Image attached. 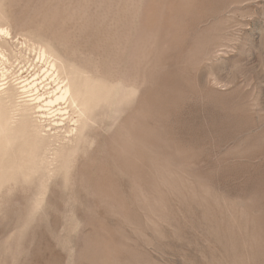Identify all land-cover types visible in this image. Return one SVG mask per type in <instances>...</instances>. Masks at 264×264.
Wrapping results in <instances>:
<instances>
[{"label": "rangeland", "instance_id": "rangeland-1", "mask_svg": "<svg viewBox=\"0 0 264 264\" xmlns=\"http://www.w3.org/2000/svg\"><path fill=\"white\" fill-rule=\"evenodd\" d=\"M0 28L106 88L0 149V264H264V0H0Z\"/></svg>", "mask_w": 264, "mask_h": 264}, {"label": "bare ground", "instance_id": "bare-ground-1", "mask_svg": "<svg viewBox=\"0 0 264 264\" xmlns=\"http://www.w3.org/2000/svg\"><path fill=\"white\" fill-rule=\"evenodd\" d=\"M12 61L29 64L35 70L33 78L29 81L12 76ZM79 71L50 47L19 41L0 28V149L4 158L13 160L29 146L42 149L55 135L52 131L59 128L67 127L71 136L81 131L90 104L106 88L101 80ZM35 118L40 119L39 128L33 130ZM41 128L47 134L41 136Z\"/></svg>", "mask_w": 264, "mask_h": 264}]
</instances>
